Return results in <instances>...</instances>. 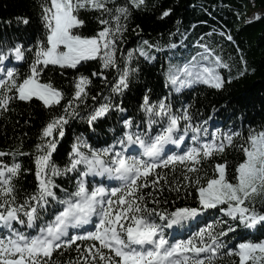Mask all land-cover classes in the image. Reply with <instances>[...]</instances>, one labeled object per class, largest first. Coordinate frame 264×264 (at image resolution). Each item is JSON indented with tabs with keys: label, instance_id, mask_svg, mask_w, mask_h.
Listing matches in <instances>:
<instances>
[{
	"label": "snow or ice",
	"instance_id": "6c2138e0",
	"mask_svg": "<svg viewBox=\"0 0 264 264\" xmlns=\"http://www.w3.org/2000/svg\"><path fill=\"white\" fill-rule=\"evenodd\" d=\"M38 6L43 34L34 44L0 38V115L17 101L33 100L49 114L30 151L22 140L0 150V264H56L54 253L72 251L75 256L63 264H223L225 258L231 264H264V239L248 238L264 234V208L256 207L258 201L264 205V128L249 127L245 135L241 116L239 128L210 130L211 116L196 119L190 104L174 110L169 99L197 86L219 92L245 76L242 50L237 46L241 67L235 76L217 48L203 42L215 29L188 56L181 51L186 44L161 47L148 39L125 54L120 45L129 21L147 8L146 0H39ZM82 10L97 13L99 27L92 35L83 32ZM172 11L163 10L160 19ZM134 31L142 29L136 25ZM177 34L187 39L179 27L170 36ZM219 35L235 43L230 33ZM152 50L167 55L168 92L153 99V89L146 87L137 119L127 114L122 98L139 79L141 58L153 66L158 60ZM93 61L99 69L86 75ZM14 62L28 63L23 77ZM49 66L61 74L74 70L70 94L41 81ZM108 72H114L111 80ZM92 77L106 85V94L90 95ZM113 114H119V134L109 129L111 142L96 146L98 130ZM74 119L83 120L90 135L74 137L61 166L54 154ZM237 137L243 142L237 144ZM228 148L242 153L231 171L227 160H216ZM20 157H29L34 167H25ZM22 173L34 175L30 192L18 184ZM165 190L176 199L169 201ZM181 193L193 203L178 205Z\"/></svg>",
	"mask_w": 264,
	"mask_h": 264
},
{
	"label": "trees",
	"instance_id": "16d2710c",
	"mask_svg": "<svg viewBox=\"0 0 264 264\" xmlns=\"http://www.w3.org/2000/svg\"><path fill=\"white\" fill-rule=\"evenodd\" d=\"M147 8L136 11L133 18L129 21L128 31L124 34L123 42L120 47L126 51L136 48L142 39H148L153 43H158L161 47L169 43L187 45V50L181 48L185 56L189 52L196 50V41L205 33L216 30V35L205 37V43L217 48L225 59L232 66V75L235 76L237 69L241 67L239 57L241 52L237 51V46L242 50L244 59L247 61L248 72L245 76L233 79L230 84L225 86L222 91L197 86L193 90L185 91L183 94H173L169 99L174 105V110L181 104H190V111L196 119H212L209 121L210 130L216 127L227 130L233 124L240 127V117L243 116V133L246 135L249 127L256 130L264 128V0H146ZM39 0H0V38L18 39L25 45L34 44L43 34L42 25L39 20ZM171 8L173 11L169 17L160 19L161 12ZM255 11H261L259 19L250 20V15ZM97 13L81 11V16L86 20V26L83 28L85 35H92L98 30L96 21ZM17 17H27L30 23L24 25L17 22ZM180 21L179 25L177 21ZM11 21V23H8ZM136 25H139L142 32L139 34L134 31ZM179 27L181 33H187V39L182 41L181 36H170V33L176 32ZM221 31L230 33L235 43L227 41L220 36ZM152 54L158 57L154 66L147 64L141 58L140 66L142 71L139 79L131 84V91L124 95L123 106L127 108L128 115L139 119L141 113L138 111L142 93L146 87L153 89V99L167 94L165 88L163 72L167 67V55L152 50ZM31 62L30 56L28 63ZM15 63V62H14ZM28 63L21 62L17 64L20 75L23 77L28 71ZM89 75L91 71L99 69L98 62H89ZM254 70V71H253ZM81 71H84L81 69ZM76 75L74 70H66L64 74L58 67L49 66L41 74L42 82H51L57 88L62 89L66 94L72 91V79ZM108 79L111 80L114 72H108ZM224 75L228 73L225 70ZM93 84L90 95H96L98 92L107 93V87L96 77H92ZM117 102L121 98L117 97ZM63 103V101H62ZM89 99V106L92 105ZM11 112L0 115V150H7L22 140L25 151H30L37 141V135L40 128L49 118V114L43 109L39 101L33 100L31 103L17 101L13 104ZM83 108V106H82ZM213 109H216L214 112ZM119 114H113L105 121L100 132L101 146L104 140L111 142L113 132L109 129H115L119 134L120 125L117 123ZM84 133L90 135V129L87 124L80 119H74L66 127L65 137L58 146L59 155L54 157L61 166L67 159V153L70 150L71 143L76 135ZM26 134V135H25ZM95 142V138H93ZM240 137L236 138V143H242ZM242 153L228 148L223 156L216 157L217 161H228L229 170H233L236 164L241 160ZM25 167L32 166L29 157H20ZM205 168L211 169L208 164ZM163 174L168 175L172 180L173 175L168 169H160ZM179 177V170L176 173ZM58 183H65L62 177L57 178ZM18 184L23 191H31L34 187V175L31 173H22ZM147 191V190H146ZM164 196L169 201L176 199L175 193H169L167 190ZM176 200L178 205L192 204L193 199L189 197ZM258 209L264 208L259 201L256 204ZM249 239H264V234L253 233ZM70 256H75V252H65L63 255L54 253L56 264H63ZM223 264H231L229 258L223 260Z\"/></svg>",
	"mask_w": 264,
	"mask_h": 264
},
{
	"label": "rangeland",
	"instance_id": "374dc122",
	"mask_svg": "<svg viewBox=\"0 0 264 264\" xmlns=\"http://www.w3.org/2000/svg\"><path fill=\"white\" fill-rule=\"evenodd\" d=\"M262 15V12L261 11H255V12H253L251 15H250V20L251 21H253V20H255V18L254 17H256V16H261Z\"/></svg>",
	"mask_w": 264,
	"mask_h": 264
}]
</instances>
